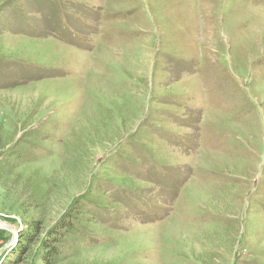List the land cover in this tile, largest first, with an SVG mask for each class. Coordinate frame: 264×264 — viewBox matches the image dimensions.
<instances>
[{"label": "rangeland", "instance_id": "rangeland-1", "mask_svg": "<svg viewBox=\"0 0 264 264\" xmlns=\"http://www.w3.org/2000/svg\"><path fill=\"white\" fill-rule=\"evenodd\" d=\"M0 132V264H264V0H0Z\"/></svg>", "mask_w": 264, "mask_h": 264}, {"label": "trees", "instance_id": "trees-1", "mask_svg": "<svg viewBox=\"0 0 264 264\" xmlns=\"http://www.w3.org/2000/svg\"><path fill=\"white\" fill-rule=\"evenodd\" d=\"M7 137H4L2 133L0 132V153L3 151L8 152L11 149H7V144L11 142L9 139L7 140ZM7 140V141H6ZM22 238L23 232H22ZM47 242L43 244V250H42V258L46 264H52L58 257V252L56 251V248L53 245H47Z\"/></svg>", "mask_w": 264, "mask_h": 264}, {"label": "water", "instance_id": "water-1", "mask_svg": "<svg viewBox=\"0 0 264 264\" xmlns=\"http://www.w3.org/2000/svg\"><path fill=\"white\" fill-rule=\"evenodd\" d=\"M0 229L2 230H6L8 231L10 234H11V242L10 243H13V240L17 234V231L15 228H10L8 225H6L5 223L3 222H0ZM10 244H7L5 247H3L1 250H0V254L7 248L9 247Z\"/></svg>", "mask_w": 264, "mask_h": 264}]
</instances>
